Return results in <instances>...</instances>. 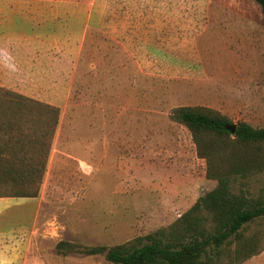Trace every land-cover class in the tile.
Returning a JSON list of instances; mask_svg holds the SVG:
<instances>
[{"label":"rangeland","instance_id":"1","mask_svg":"<svg viewBox=\"0 0 264 264\" xmlns=\"http://www.w3.org/2000/svg\"><path fill=\"white\" fill-rule=\"evenodd\" d=\"M0 86L59 108L38 195L0 197V264H114L56 243L124 242L216 185L170 112L264 126V20L255 0H0ZM245 234L239 264H264V218Z\"/></svg>","mask_w":264,"mask_h":264},{"label":"trees","instance_id":"2","mask_svg":"<svg viewBox=\"0 0 264 264\" xmlns=\"http://www.w3.org/2000/svg\"><path fill=\"white\" fill-rule=\"evenodd\" d=\"M255 1L264 20V0ZM58 117L57 106L0 86V197L38 195ZM170 117L189 130L216 185L166 226L113 245L61 239L58 252L102 254L114 264H239L258 252L257 234L245 232L264 218V194H251L247 181L264 172V126L201 105L174 107Z\"/></svg>","mask_w":264,"mask_h":264},{"label":"crops","instance_id":"3","mask_svg":"<svg viewBox=\"0 0 264 264\" xmlns=\"http://www.w3.org/2000/svg\"><path fill=\"white\" fill-rule=\"evenodd\" d=\"M6 206H3L2 210L5 209ZM4 251H9L8 245H0V255L4 254ZM1 260V259H0ZM3 261V260H2Z\"/></svg>","mask_w":264,"mask_h":264},{"label":"water","instance_id":"4","mask_svg":"<svg viewBox=\"0 0 264 264\" xmlns=\"http://www.w3.org/2000/svg\"><path fill=\"white\" fill-rule=\"evenodd\" d=\"M226 128H227L231 133H233L234 130H235V124L228 125Z\"/></svg>","mask_w":264,"mask_h":264}]
</instances>
